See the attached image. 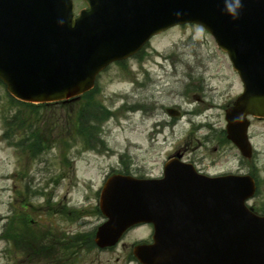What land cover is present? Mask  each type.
<instances>
[{"label":"rangeland","instance_id":"1","mask_svg":"<svg viewBox=\"0 0 264 264\" xmlns=\"http://www.w3.org/2000/svg\"><path fill=\"white\" fill-rule=\"evenodd\" d=\"M75 1L77 11L85 6L83 0ZM242 92L228 55L210 33L193 24L171 28L154 37L140 58L107 68L93 95L69 110L42 108L35 120L0 84V237H17L21 230L28 234H22L26 243L0 239V264H138L132 247L151 239L150 226L132 229L109 249L91 244L104 222L97 210L98 192L118 172L159 177L163 163L179 148L211 174L255 171L258 193L248 204L264 211V119L251 118V160L222 133L225 111ZM87 103L99 116L109 112L96 127L95 150L86 148L83 136L71 130L73 114ZM169 108L183 114L172 118ZM18 113L32 117L40 129L43 149L37 154L1 137L10 130L14 142L23 139L18 125H6ZM85 115L88 122L92 114ZM56 131L67 145L55 141ZM33 234L41 243L51 245L58 239L60 245L37 251ZM51 250L55 252L42 257Z\"/></svg>","mask_w":264,"mask_h":264},{"label":"water","instance_id":"2","mask_svg":"<svg viewBox=\"0 0 264 264\" xmlns=\"http://www.w3.org/2000/svg\"><path fill=\"white\" fill-rule=\"evenodd\" d=\"M0 0V79L24 101L76 97L111 61L135 53L170 26H205L226 50L245 86L226 115L228 137L249 155L247 115L264 117V0ZM233 9H235L233 11ZM160 181L114 177L101 197L108 221L97 233L115 245L130 227L153 223L154 243L135 248L143 264H264V217L245 201L249 176L216 179L175 173Z\"/></svg>","mask_w":264,"mask_h":264},{"label":"trees","instance_id":"3","mask_svg":"<svg viewBox=\"0 0 264 264\" xmlns=\"http://www.w3.org/2000/svg\"><path fill=\"white\" fill-rule=\"evenodd\" d=\"M89 97L90 94L85 95L83 98L88 99ZM75 103L76 102H68L61 105V107L64 108L65 110L66 109L69 110L70 108L74 107ZM19 106L24 107L25 111H28L29 115L34 117L35 120L39 118L41 115L40 112L41 108L39 107H35L31 104H23V103L19 104ZM88 106H90L89 103H87L85 107L80 109L76 114H73L74 116L72 118L71 130L74 134L83 136V138L87 140L86 142L88 144L87 143L86 144L90 147H93L92 146L93 142L97 140L96 127L100 122H102L107 118V115L109 113L103 110L102 116H99L97 109H91ZM85 113H90L93 115V116L88 115V119H89L88 122L87 121L85 122L86 120ZM32 117L28 116L21 118V113H18L15 117L12 118L11 121H7L6 125L13 127L10 129H14V127L16 128V126L18 125L17 128L18 133L23 134L24 136L20 142H17V145L27 146L33 154H37L39 151L42 150L43 144H42V140L38 136V131H39L38 126L36 127V129L33 128L35 123ZM36 122L38 123L39 121L37 120ZM11 133L12 132L7 131L5 136H9L10 138H12ZM55 133H57V135L54 137L55 141H57L59 144L61 142L65 145L68 144V142L64 139V137L61 136V133L59 131H56ZM48 135H50L49 132ZM97 143H99V141Z\"/></svg>","mask_w":264,"mask_h":264},{"label":"clouds","instance_id":"4","mask_svg":"<svg viewBox=\"0 0 264 264\" xmlns=\"http://www.w3.org/2000/svg\"><path fill=\"white\" fill-rule=\"evenodd\" d=\"M240 6V0H235V7H239ZM235 9H233L234 11Z\"/></svg>","mask_w":264,"mask_h":264},{"label":"flooded vegetation","instance_id":"5","mask_svg":"<svg viewBox=\"0 0 264 264\" xmlns=\"http://www.w3.org/2000/svg\"><path fill=\"white\" fill-rule=\"evenodd\" d=\"M182 156H183V153H182Z\"/></svg>","mask_w":264,"mask_h":264}]
</instances>
